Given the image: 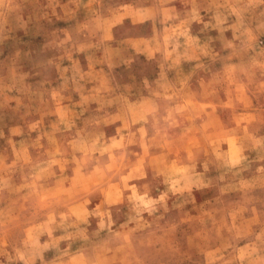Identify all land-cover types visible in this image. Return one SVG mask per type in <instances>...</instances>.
<instances>
[{
  "label": "rangeland",
  "instance_id": "1",
  "mask_svg": "<svg viewBox=\"0 0 264 264\" xmlns=\"http://www.w3.org/2000/svg\"><path fill=\"white\" fill-rule=\"evenodd\" d=\"M0 264H264V0H0Z\"/></svg>",
  "mask_w": 264,
  "mask_h": 264
}]
</instances>
